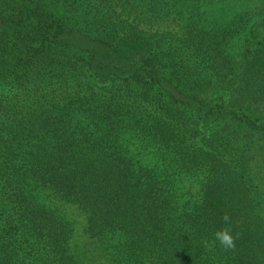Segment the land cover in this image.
<instances>
[{
	"label": "trees",
	"instance_id": "16d2710c",
	"mask_svg": "<svg viewBox=\"0 0 264 264\" xmlns=\"http://www.w3.org/2000/svg\"><path fill=\"white\" fill-rule=\"evenodd\" d=\"M0 264H264V0H0Z\"/></svg>",
	"mask_w": 264,
	"mask_h": 264
},
{
	"label": "rangeland",
	"instance_id": "374dc122",
	"mask_svg": "<svg viewBox=\"0 0 264 264\" xmlns=\"http://www.w3.org/2000/svg\"><path fill=\"white\" fill-rule=\"evenodd\" d=\"M236 9H240V8H236ZM61 214L63 216H65L73 224V227L75 228V234L76 235H74V237L72 239V243L75 244L78 251H82V248L85 247L83 250V253L87 254V256L89 258H91L93 255L91 254L89 249L86 248L87 241L85 240V238L80 237L79 232H78L79 226H80L81 221H82L81 215L75 214L74 212H72L71 209H68L63 213L61 212Z\"/></svg>",
	"mask_w": 264,
	"mask_h": 264
},
{
	"label": "clouds",
	"instance_id": "9594fccd",
	"mask_svg": "<svg viewBox=\"0 0 264 264\" xmlns=\"http://www.w3.org/2000/svg\"><path fill=\"white\" fill-rule=\"evenodd\" d=\"M222 219L227 222L229 220V216L225 214ZM215 239L212 241H204V245L208 250H211V248L215 245L216 241H219L220 245L224 247L225 249H234L235 248V239L238 237H234L230 233V229L223 228L221 230H218L214 233Z\"/></svg>",
	"mask_w": 264,
	"mask_h": 264
}]
</instances>
